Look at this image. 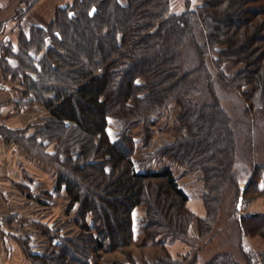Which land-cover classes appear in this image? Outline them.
Masks as SVG:
<instances>
[{
  "label": "trees",
  "instance_id": "16d2710c",
  "mask_svg": "<svg viewBox=\"0 0 264 264\" xmlns=\"http://www.w3.org/2000/svg\"><path fill=\"white\" fill-rule=\"evenodd\" d=\"M19 39L14 54L20 63L3 64L4 71L23 77L21 101L42 104L54 117L25 140L5 126L2 135L57 164L55 188L67 193L83 228L45 252L27 249L35 264H97L93 255L133 242L139 206L146 211V239L164 234L186 240L195 218L200 236L207 235L228 184L238 186L239 201L254 183L255 175L246 185L237 180L242 129L219 88L242 97L252 132L264 115V0H205L180 13H171L170 0H78L69 11L60 9L49 27H33ZM227 61L239 64L235 72L223 70ZM172 102L181 106L185 133L158 152L203 173L205 216L189 208L190 197L172 168H141L134 139L127 132L116 139L109 134L110 118L150 121ZM53 142L56 151L43 152ZM258 167L264 170V163ZM239 221L245 233L264 237L263 213ZM250 251L248 264H264V251L259 259ZM120 264L181 262L167 254L142 263L129 256ZM206 264L241 263L223 252Z\"/></svg>",
  "mask_w": 264,
  "mask_h": 264
},
{
  "label": "rangeland",
  "instance_id": "374dc122",
  "mask_svg": "<svg viewBox=\"0 0 264 264\" xmlns=\"http://www.w3.org/2000/svg\"><path fill=\"white\" fill-rule=\"evenodd\" d=\"M77 1L0 0V36L4 33L10 35L9 39L3 38L0 44V67L3 74L8 76L5 81L17 86L15 89L22 93L21 99L14 102V110L8 111V107L3 112L0 110L3 122L0 123L2 132L0 138L4 143L8 145L12 143L20 149V154L16 153L11 146H8L7 151L0 152V167H2L0 168V178H9V182L4 180L0 184V191L3 194L1 195L3 199H0V212H5L0 216V220H4L8 227L14 230L15 235L10 236L21 245L23 253L32 260L33 264L35 261L29 256V252H45L58 243L62 236H76L83 232V228L75 221L78 216L75 208L69 209L70 200L67 193L63 189L55 188L58 178L57 164L44 159L39 153V155L31 153L22 144L23 142L21 143L14 136L7 140L2 135L5 133L1 127L5 126L15 129L19 136L23 134L21 138L25 140V137L34 134L44 126L46 121L54 117L50 110L42 104L26 105L21 101L25 88L24 79L22 76H14L5 72L4 65L13 68L20 63V59L14 53L19 50L21 34L28 33L33 27H49L57 18L60 9L69 11L71 5H75ZM119 2L125 5L127 0H119ZM204 2L205 0H170L171 13H180L190 7L194 9L203 5ZM70 15H74V12L71 11ZM37 53L42 56L44 48ZM238 67L239 64L233 61H227L222 66L226 73L235 72ZM32 74L36 75L33 72ZM221 91L226 107L231 110L237 125L242 129L235 164L237 180L246 185L250 183V177L255 175L254 183H250L248 190L242 191L239 201L237 199L240 193L238 186L229 183L224 190L220 211L209 233L200 236L199 222L195 218L190 223L186 240L172 238L164 234L157 236L154 240L146 239V233L141 223L146 211L144 206H139L136 210L137 222L133 242L112 251H100L92 256V262L120 264V262H128L129 256H132L136 262L142 263L144 260L154 261L169 254L179 260L181 264H191L192 262L206 264L215 255L229 252L241 264H248L246 257L248 249L251 250L248 252L249 254L255 258L258 257L257 259L260 258L259 252L264 251V237L260 234L245 233L240 227L239 219L241 216H248L252 213L264 214V170L258 167L264 163V115L252 126L253 131L248 132L250 118L243 115L242 97L232 91L219 88L220 93ZM17 93L15 92V96L18 95ZM5 103L0 104V109L8 106ZM24 110L30 113L18 115V112ZM180 113L181 106L177 102H172L150 121L140 120L133 124H125L120 119L110 118L108 130L113 139H116L122 132H127L134 139V157L141 168L146 170L172 168L180 185L190 197L189 208L197 216H205L203 194L206 191V186L203 173L191 171L178 162L161 156L158 152L161 147L174 142L185 133V129L181 127L178 120ZM24 122L25 127L21 126ZM40 138L38 137L37 140ZM55 151L54 142L49 143L43 150L45 153ZM11 155L12 165L20 164L19 168L9 169L6 165L11 162L8 160V158L11 159ZM23 173L30 180L28 184L17 180ZM22 194H26L28 198L24 199ZM245 247L248 249L245 250Z\"/></svg>",
  "mask_w": 264,
  "mask_h": 264
},
{
  "label": "crops",
  "instance_id": "0c3cea01",
  "mask_svg": "<svg viewBox=\"0 0 264 264\" xmlns=\"http://www.w3.org/2000/svg\"><path fill=\"white\" fill-rule=\"evenodd\" d=\"M9 37H10V35L8 33H6V34L4 33L3 35L1 34L0 44L3 40V38L9 39ZM7 77L3 74V71L1 70V67H0V104L8 102V103H5V104H8V106L1 107V109H0L1 112H3L4 109L7 107H8V109H7L8 111L10 109L14 110L15 109V103L14 102L20 100L21 96H22V93H20V91H18V89H15V88H17V86H15L13 84H9V82L5 81L7 79ZM15 92H18L17 93L18 95L15 96ZM9 101H11V102H9ZM25 113H30V112L24 110L22 112H18V115L19 114H25ZM0 123L1 124L3 123L1 117H0ZM21 126L25 127V122ZM8 146L13 147L14 151L16 153L20 154V149H18L16 146H14V144L11 143L10 145H8V144L4 143L2 141V139L0 138V152L7 151L6 149L8 148ZM15 152H14V154H15ZM6 158H8V156H6ZM8 160L11 161L8 164H6L9 167V169L19 168L18 166H20V164H17V166H16V164L14 166L12 165V162H13L12 161V155H11V159L8 158ZM0 168H2V167H0ZM0 172H1V169H0ZM4 180L9 182V178H7V179L0 178V184ZM17 180L23 184H28V181H30L24 173L22 174V176H19L17 178ZM1 195H3V194H1V191H0V199H3V197ZM23 197H24V199L26 197L28 198V196L26 194H24ZM4 213L5 212H3V213L0 212V216H2ZM12 234L15 235L14 230H11L4 220H0V264H33L32 260L27 258L25 256V254L23 253L21 245L19 243H17L13 239V237H11V236H13Z\"/></svg>",
  "mask_w": 264,
  "mask_h": 264
}]
</instances>
